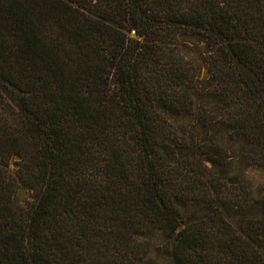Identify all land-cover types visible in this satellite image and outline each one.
Masks as SVG:
<instances>
[{
	"label": "trees",
	"instance_id": "1",
	"mask_svg": "<svg viewBox=\"0 0 264 264\" xmlns=\"http://www.w3.org/2000/svg\"><path fill=\"white\" fill-rule=\"evenodd\" d=\"M262 172L264 0H0V264H264Z\"/></svg>",
	"mask_w": 264,
	"mask_h": 264
},
{
	"label": "rangeland",
	"instance_id": "2",
	"mask_svg": "<svg viewBox=\"0 0 264 264\" xmlns=\"http://www.w3.org/2000/svg\"><path fill=\"white\" fill-rule=\"evenodd\" d=\"M255 174L254 175H255L256 179H258V180H264V172H262V173H255ZM23 195L26 196L25 193H23Z\"/></svg>",
	"mask_w": 264,
	"mask_h": 264
}]
</instances>
